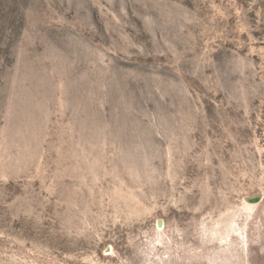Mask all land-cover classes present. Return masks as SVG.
Listing matches in <instances>:
<instances>
[{
  "label": "rangeland",
  "instance_id": "374dc122",
  "mask_svg": "<svg viewBox=\"0 0 264 264\" xmlns=\"http://www.w3.org/2000/svg\"><path fill=\"white\" fill-rule=\"evenodd\" d=\"M0 264H264V0H0Z\"/></svg>",
  "mask_w": 264,
  "mask_h": 264
},
{
  "label": "water",
  "instance_id": "95a60500",
  "mask_svg": "<svg viewBox=\"0 0 264 264\" xmlns=\"http://www.w3.org/2000/svg\"><path fill=\"white\" fill-rule=\"evenodd\" d=\"M261 200V195H257L251 198H245V202L248 204H257Z\"/></svg>",
  "mask_w": 264,
  "mask_h": 264
}]
</instances>
